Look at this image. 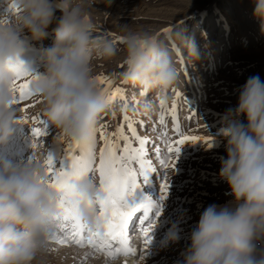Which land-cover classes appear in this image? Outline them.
Listing matches in <instances>:
<instances>
[{"label": "clouds", "instance_id": "clouds-1", "mask_svg": "<svg viewBox=\"0 0 264 264\" xmlns=\"http://www.w3.org/2000/svg\"><path fill=\"white\" fill-rule=\"evenodd\" d=\"M110 5V0H107ZM254 18L264 32V0H251ZM11 12L0 17V147L15 132L20 119L14 103L20 65L31 78V91L41 99L47 121L69 142L90 147L93 132L110 100L94 75V61H110L120 51L114 38L98 31L85 0H6ZM59 11V18L56 17ZM54 39L42 50L39 75L31 63L22 62L25 33L31 40ZM123 69L119 79L146 97L163 95L176 85L182 69L176 48L188 62L200 59L194 42L182 31L133 32L121 35ZM152 111L145 100L142 112ZM241 117L245 122H241ZM219 136L226 141V158L220 160L219 179L227 183L235 209L211 204L201 213L190 233V244L181 264H264V81L250 76L238 102L221 118ZM47 156L34 154L26 162L0 158V264H45L51 254L50 237L63 221L62 193L50 186ZM68 196L76 220L89 232L101 229L97 201L105 197L98 178L85 175L71 180ZM172 226L166 242L176 243ZM84 255H91L85 252Z\"/></svg>", "mask_w": 264, "mask_h": 264}, {"label": "rangeland", "instance_id": "rangeland-1", "mask_svg": "<svg viewBox=\"0 0 264 264\" xmlns=\"http://www.w3.org/2000/svg\"><path fill=\"white\" fill-rule=\"evenodd\" d=\"M56 2L52 0L54 9ZM85 5L97 22L98 31L113 37L120 49L110 61L93 62L96 80L111 104L96 130L99 132L104 125L106 134L111 136L124 125V134L131 136L124 119L127 116L137 134L150 141L145 159L155 170L139 178L140 187L128 202L138 204L147 198L157 207L148 212L146 219L143 210L136 214L127 230L130 251L114 258L108 255V249L88 245L84 239L88 236L86 231L77 237L83 239V247L71 238L67 243L61 242L64 236L71 237L73 231L68 228L72 221H62L56 231L59 239L50 241L53 247L45 264H181L190 244V233L204 209L211 204L235 209L227 183L219 179L220 160L227 155L226 141L219 136L220 121L229 108L235 109L240 90L250 76L258 75L264 81V32L259 20L254 18L251 0H110V5L107 0H85ZM10 12L6 0H0V17ZM59 16L56 11V17ZM53 27L54 24L49 27L47 37L40 41L31 40L27 33L22 37L25 41L22 62L31 63L37 75L43 72L42 50L53 42ZM172 27L194 42L200 59L190 63L185 58L186 52L176 48L175 59L182 69L179 81L163 95L153 91L145 97L139 89L119 79L124 55L120 37L129 31L158 32L164 36ZM100 77L106 82L100 83ZM145 100L151 102L152 111L148 114L142 112ZM17 107L27 123L15 124L14 135L0 147V158L23 163L34 154L51 155L55 169L61 165L67 168L68 146L76 144L67 141L48 123L41 99L31 96ZM24 108L26 111H19ZM241 122H245L243 117ZM35 127L45 129L48 134L36 137ZM177 130L185 136L212 139L209 143L186 141L180 146L175 166L165 168L170 155L167 148L179 139ZM112 138L122 147L118 136ZM102 146L103 141L97 135V163ZM74 154H79L78 149ZM94 176L100 182L98 173ZM165 176L169 186L161 199ZM153 224L151 243L145 246L142 230ZM172 226L176 227L178 240L169 244L166 234ZM257 246L264 248V241ZM85 252L91 255H84Z\"/></svg>", "mask_w": 264, "mask_h": 264}, {"label": "snow or ice", "instance_id": "snow-or-ice-1", "mask_svg": "<svg viewBox=\"0 0 264 264\" xmlns=\"http://www.w3.org/2000/svg\"><path fill=\"white\" fill-rule=\"evenodd\" d=\"M13 71L16 76L14 103L19 104L33 96L34 93L30 87L31 79H27L30 77V74L23 71L20 65H17ZM99 80L102 84L106 82L104 77H100ZM141 94L143 95V93ZM19 111H26V108L19 109ZM124 119L127 122V128L131 136L124 134V125H121L111 136L106 134L105 126L101 125L99 132L96 129L94 130L92 134L93 142L90 147L86 148L69 144L66 158L70 163L67 168L61 165L59 169H55L51 155L47 156L46 161L48 174L51 177L50 186L62 193L60 207L63 213V221L73 222L71 237L64 236L61 242H66L71 238L75 239V242L83 247V239L77 237H81V234L86 231L88 233V245H91L95 249H108V255L113 258L118 254L127 255L130 251L127 230L136 214L143 210L145 217H147L148 212L152 208L157 207V205L147 198L138 204H129L128 202L135 190L140 187L139 178L146 177L155 168L152 167L149 160L145 159L147 155L146 146L150 141L137 134L136 128L127 116ZM17 122L27 123V119L20 117ZM33 133L36 137L46 136L48 134L45 129L42 130L40 127L33 128ZM177 133L179 139L174 140L167 148L170 155L169 162L165 163V168L175 166L176 158L180 152V146L186 141H203L209 143L212 139L211 137L185 136L179 133L178 130ZM97 135L103 141V146L99 150L98 163L95 151ZM114 136H118L123 142L122 147L116 145L112 138ZM133 140L136 141L135 145ZM32 147H35V145H32ZM77 149L78 155L74 154ZM97 173L100 177L101 189L105 193V197L97 201L99 217L102 221L100 226L102 230L89 232L76 220L74 209L68 196V185L75 178L85 175H95ZM168 186L167 177L165 176V181L161 185V199L166 195ZM158 215L159 212H157ZM153 226L154 224L149 225L142 230L145 246L151 243L150 232ZM50 239H57V233H54ZM114 245L115 250L113 251Z\"/></svg>", "mask_w": 264, "mask_h": 264}, {"label": "bare ground", "instance_id": "bare-ground-1", "mask_svg": "<svg viewBox=\"0 0 264 264\" xmlns=\"http://www.w3.org/2000/svg\"><path fill=\"white\" fill-rule=\"evenodd\" d=\"M225 26H227V24L225 23ZM217 31V30H216ZM211 32V31H210ZM74 144V143H73ZM68 164V166H69V163H67ZM67 166V167H68ZM142 214H143V217H144V219H146L147 217H145V213H144V211L142 212ZM147 216H148V214H147ZM73 224H71V225H68V228H70V229H72L73 228V226H72ZM67 229V228H66ZM62 234V233H61ZM57 239H59V238H57ZM84 239H87V238H84ZM68 242H69V239H68ZM70 242H71V240H70ZM67 243V242H66ZM75 243V242H74Z\"/></svg>", "mask_w": 264, "mask_h": 264}]
</instances>
